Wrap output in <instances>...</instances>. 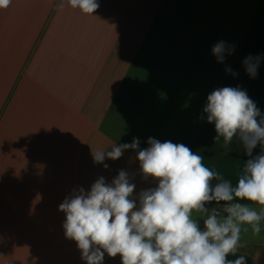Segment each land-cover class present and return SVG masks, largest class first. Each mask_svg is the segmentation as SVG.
Wrapping results in <instances>:
<instances>
[{
	"label": "crops",
	"instance_id": "1",
	"mask_svg": "<svg viewBox=\"0 0 264 264\" xmlns=\"http://www.w3.org/2000/svg\"><path fill=\"white\" fill-rule=\"evenodd\" d=\"M97 2L93 15L58 0L0 9V264H86L65 237V197L121 169L134 195L155 186L131 149L107 169L94 162L113 143H183L233 185L248 159L235 141L225 152L203 108L215 88L240 86L264 113V60L255 79L242 64L264 55V0ZM220 40L236 45L223 64L211 51ZM248 228L228 259L259 264L264 220L260 235ZM103 264L121 257L105 253Z\"/></svg>",
	"mask_w": 264,
	"mask_h": 264
},
{
	"label": "clouds",
	"instance_id": "2",
	"mask_svg": "<svg viewBox=\"0 0 264 264\" xmlns=\"http://www.w3.org/2000/svg\"><path fill=\"white\" fill-rule=\"evenodd\" d=\"M11 3L0 0V9ZM66 3L89 15L99 8L97 0H58L56 7L63 9ZM235 49L234 43L220 40L211 51L223 64ZM262 60L264 55L248 54L242 61L250 78H257ZM225 72L239 75L230 66ZM203 112L225 152L235 141L248 157L237 183L205 166L204 157L187 145L170 140L149 137L148 146L141 148L134 137L131 143L111 144L110 151L93 152L94 162L107 169L106 158L116 160L126 150L135 151L140 173L155 186L134 195L136 185L121 169L110 183L100 176L90 189L74 188L65 197L59 205L65 213V237L76 242L86 264H103L105 253L111 258L119 254L122 264H247L244 255L228 257L244 247L241 235L248 226L254 235L261 233L264 113L240 86L215 88ZM257 147L260 151L254 154Z\"/></svg>",
	"mask_w": 264,
	"mask_h": 264
},
{
	"label": "trees",
	"instance_id": "3",
	"mask_svg": "<svg viewBox=\"0 0 264 264\" xmlns=\"http://www.w3.org/2000/svg\"><path fill=\"white\" fill-rule=\"evenodd\" d=\"M259 264H264V251L261 254Z\"/></svg>",
	"mask_w": 264,
	"mask_h": 264
}]
</instances>
